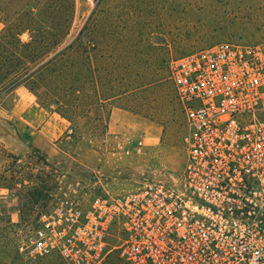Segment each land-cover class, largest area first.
Wrapping results in <instances>:
<instances>
[{
    "label": "built area",
    "instance_id": "1",
    "mask_svg": "<svg viewBox=\"0 0 264 264\" xmlns=\"http://www.w3.org/2000/svg\"><path fill=\"white\" fill-rule=\"evenodd\" d=\"M169 70L186 125L178 181L89 201L67 187L21 247L27 264H105L114 250L122 264H264V39Z\"/></svg>",
    "mask_w": 264,
    "mask_h": 264
},
{
    "label": "rangeland",
    "instance_id": "2",
    "mask_svg": "<svg viewBox=\"0 0 264 264\" xmlns=\"http://www.w3.org/2000/svg\"><path fill=\"white\" fill-rule=\"evenodd\" d=\"M189 1L182 3L183 15L198 26L185 33L174 30L171 42L181 38L183 42L171 44L165 52L167 57L177 59L218 43L252 44L264 39V0H210L212 7L205 14L203 0H193L191 6ZM46 2L50 8L54 5V0ZM28 3L38 13L32 0H0V32L14 18L13 12ZM70 6V0H63L61 11L66 12ZM95 6L94 0H75V19L64 45L77 37ZM54 13L47 16L49 23L56 19ZM21 38L29 41L30 33L25 32ZM92 54L89 51L86 56L82 111L69 113V120L58 113V106L40 105L24 86L0 100V174L38 189L45 181L43 198L50 202L46 208L34 205L22 210L17 192L0 188V264H27L21 247L29 244L41 214L67 187L89 201L136 190L151 181L173 185L184 170L186 125L170 79L167 88L179 104L169 109L164 108L165 97L159 85L137 95L131 86L121 85L112 55H105L98 60L101 76L109 83L104 89L99 85L95 94ZM107 63L110 68L105 70ZM119 93L122 95L117 96ZM40 166L45 167L42 173ZM110 242L117 244L115 238ZM105 264H122L116 250Z\"/></svg>",
    "mask_w": 264,
    "mask_h": 264
},
{
    "label": "trees",
    "instance_id": "3",
    "mask_svg": "<svg viewBox=\"0 0 264 264\" xmlns=\"http://www.w3.org/2000/svg\"><path fill=\"white\" fill-rule=\"evenodd\" d=\"M32 1L39 8L38 13L28 3L13 12L14 18L0 32V100L24 86L40 105L58 106V113L69 120V113L82 111L86 56L92 51L95 59L91 83L95 94L99 85L104 89L109 83L101 76L98 58L112 55L121 74V85L131 86L135 95L159 85L165 97L164 108L179 104L167 88L173 56L167 57L166 53L171 44L183 42L182 38L171 42L174 30L185 33L198 26L183 15L185 0H101L77 37L67 45L64 44L75 19V0H70L66 12L60 8L63 0H54L52 9L46 0ZM209 1L203 0L204 14L212 7ZM188 4L191 6L193 0ZM50 13L56 15L52 23L47 20ZM25 32L30 33L27 42L21 38ZM103 68L109 69L110 64ZM44 168L40 166L39 171L42 173ZM42 185L41 189L28 187L24 180L17 182L0 174V188L17 192L22 210L34 205L39 209L48 206L49 200L43 198L45 181ZM25 219L29 221L30 217Z\"/></svg>",
    "mask_w": 264,
    "mask_h": 264
},
{
    "label": "water",
    "instance_id": "4",
    "mask_svg": "<svg viewBox=\"0 0 264 264\" xmlns=\"http://www.w3.org/2000/svg\"><path fill=\"white\" fill-rule=\"evenodd\" d=\"M100 0H94V5H97Z\"/></svg>",
    "mask_w": 264,
    "mask_h": 264
}]
</instances>
